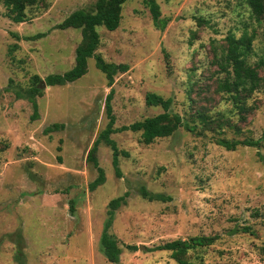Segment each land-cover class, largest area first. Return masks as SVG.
Listing matches in <instances>:
<instances>
[{
	"label": "rangeland",
	"instance_id": "374dc122",
	"mask_svg": "<svg viewBox=\"0 0 264 264\" xmlns=\"http://www.w3.org/2000/svg\"><path fill=\"white\" fill-rule=\"evenodd\" d=\"M94 1L37 0L20 23L4 16L0 3V264H178L170 251L155 247L194 235L216 236L187 251L195 264H264V167L257 157H264V88L246 99L251 110L243 121L213 90L221 76L214 55L227 33L253 32L249 61L264 56V16L251 17L245 0H156L166 19L159 30L143 0H126L115 29L96 27L93 51L104 62L126 64V71L107 86L91 56L76 80L41 85L46 75L72 67L81 38L79 29L56 24L76 9L91 10ZM36 33L43 35L27 39ZM33 83L40 85L35 118L31 102L16 95ZM109 88L115 130L108 138L126 153H118V175L98 136L108 120ZM147 93L170 98V111L195 128L181 125L148 144L139 131L119 130L162 112L145 103ZM200 109L210 120L229 116L238 131L201 125ZM54 122L62 127L43 131ZM214 137L259 145L226 150ZM95 139L104 181L90 190L97 171L86 154ZM139 187L163 199L143 198ZM124 192L108 227L119 249L113 263L101 253L99 236L107 202Z\"/></svg>",
	"mask_w": 264,
	"mask_h": 264
},
{
	"label": "trees",
	"instance_id": "16d2710c",
	"mask_svg": "<svg viewBox=\"0 0 264 264\" xmlns=\"http://www.w3.org/2000/svg\"><path fill=\"white\" fill-rule=\"evenodd\" d=\"M126 0H95L91 10L76 9L69 13L65 18L56 24V28H74L80 30V41L74 48L73 65L68 70L57 74H48L43 78L46 86L62 85L64 83L72 82L82 76L86 72V60L88 57H94V65L104 75L107 86H110L113 81V76L117 72H124L127 65L124 63L104 62L98 55H93V51L98 45V33L96 27L103 26L106 30L115 29L120 21V11L122 4ZM37 0H0L4 11L3 14L10 21L20 23L26 19L25 10L36 4ZM248 13L256 21H259L264 16V0H245ZM143 4L148 9L152 25L159 30H162L166 24V19L160 17L159 6L156 0H143ZM42 33H36L27 36V39H36L41 37ZM253 32L243 30L238 36L229 32L223 38V45L214 58L217 60V72L221 75L215 79L213 90L223 98L230 102L235 109L237 115L236 121H243L245 115L250 112L251 105L246 104L253 92L260 88H264V56L258 57L256 60L250 62L249 58L253 54L252 40ZM36 75L32 76V81H37ZM112 89L109 88L105 96L104 111L108 117L104 129L99 133V138L109 146L111 150V165L116 175L117 156L118 153L125 155L122 150H118L114 141L108 138V134L115 129L111 127L113 122L112 114L110 113V98ZM18 97L27 98L32 105V117L37 115L36 103L33 100L34 96L40 95L38 85L33 83L25 93H16ZM147 105L160 106L162 112L151 117H146L139 121H134L127 126H121L119 130L129 129L130 131H139V136L143 143L148 144L155 138H162L172 134L179 126L183 125L188 131H192L195 125L182 124L181 117L170 111V98H163L155 93H147L144 97ZM206 110V111H205ZM196 117L201 125L208 127L214 123L216 126L232 127L238 131L236 122H232L229 116L218 115L210 120L207 109H200L196 111ZM62 124L51 123L46 126L43 131L49 132L61 128ZM117 131V129H116ZM215 144L223 147L226 150H234L238 145L257 146L258 141L252 139H228L225 137H214L212 139ZM98 139H95L86 154V159L91 161L92 165L97 171L96 177L89 182L88 188L93 190L104 181L103 170L97 165L94 152L96 150ZM259 161L264 167V157L257 152ZM141 197L148 200H162L160 194H149L143 187L138 189ZM124 194L110 199L107 202L106 219L102 225V230L99 236V249L105 259L109 262L116 263L118 261L119 249L116 240L108 234V227L111 223L113 211L124 202ZM242 232L252 233L249 226H241ZM216 239L215 235H194L185 239H173L161 245H157L155 249H164L170 251L169 254L178 264H195L187 259L186 253L190 249L206 247L213 243ZM19 250V249H18Z\"/></svg>",
	"mask_w": 264,
	"mask_h": 264
},
{
	"label": "water",
	"instance_id": "95a60500",
	"mask_svg": "<svg viewBox=\"0 0 264 264\" xmlns=\"http://www.w3.org/2000/svg\"><path fill=\"white\" fill-rule=\"evenodd\" d=\"M39 83H40L41 85H44V82H43L42 80H40ZM39 86H40V85H39ZM39 86H38V87H39Z\"/></svg>",
	"mask_w": 264,
	"mask_h": 264
}]
</instances>
